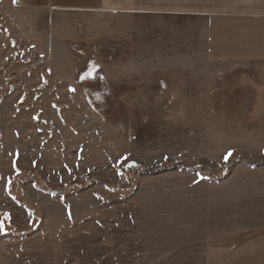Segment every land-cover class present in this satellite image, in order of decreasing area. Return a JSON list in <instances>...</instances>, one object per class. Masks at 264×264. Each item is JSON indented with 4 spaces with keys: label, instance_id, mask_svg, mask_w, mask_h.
Masks as SVG:
<instances>
[{
    "label": "rangeland",
    "instance_id": "obj_1",
    "mask_svg": "<svg viewBox=\"0 0 264 264\" xmlns=\"http://www.w3.org/2000/svg\"><path fill=\"white\" fill-rule=\"evenodd\" d=\"M20 1L0 0V264H264V42L217 19L211 43L195 13L238 6Z\"/></svg>",
    "mask_w": 264,
    "mask_h": 264
},
{
    "label": "crops",
    "instance_id": "obj_2",
    "mask_svg": "<svg viewBox=\"0 0 264 264\" xmlns=\"http://www.w3.org/2000/svg\"><path fill=\"white\" fill-rule=\"evenodd\" d=\"M23 1V0H21ZM20 1V2H21ZM71 2V7L68 6V9H73L75 11H96V10H106L107 7H110L111 10L114 11H133V12H143L146 8H143L137 5L136 0H126L120 1L117 5L114 4L112 0H69ZM25 3L32 4L33 1L29 2L27 0L24 1ZM230 4L233 6H238V10L228 11L227 9L222 8H215V7H208L207 9L203 8L200 10H196V14L205 15L210 27V35H211V43L212 41V28L214 27V23L217 19L219 22H225L224 20L233 19L236 22L239 21L240 23H244L243 25L246 27H250L249 22H257V21H264V0H232L229 1ZM228 3V4H229ZM35 4L37 6L42 5L41 2L36 1ZM57 6H67L62 4H51L50 9H62V7ZM148 9V8H147ZM226 23V22H225ZM243 25L241 26L244 31L248 32L247 37L250 38L251 42L260 43L261 41L264 42V32L255 29V24L251 25V28H244ZM210 43V44H211ZM255 44L253 47L251 46V51H260L262 45ZM260 48V49H259ZM260 54V52H257ZM264 53V52H263Z\"/></svg>",
    "mask_w": 264,
    "mask_h": 264
},
{
    "label": "trees",
    "instance_id": "obj_3",
    "mask_svg": "<svg viewBox=\"0 0 264 264\" xmlns=\"http://www.w3.org/2000/svg\"><path fill=\"white\" fill-rule=\"evenodd\" d=\"M229 160H231V159H229ZM229 160L227 161V163L229 162ZM134 165L137 166V164H136L132 159H130V160H128V161L126 162L124 168L126 169V168L132 167V166H134ZM198 167H199L198 165L194 164V165H192L191 168L194 169V170H196ZM108 186H111V185H108Z\"/></svg>",
    "mask_w": 264,
    "mask_h": 264
},
{
    "label": "snow or ice",
    "instance_id": "obj_4",
    "mask_svg": "<svg viewBox=\"0 0 264 264\" xmlns=\"http://www.w3.org/2000/svg\"><path fill=\"white\" fill-rule=\"evenodd\" d=\"M95 67V65H93V68ZM93 75V72L92 71H88V72H86L85 73V76L86 77H90V76H92ZM126 159V158H125ZM9 183H10V181H9Z\"/></svg>",
    "mask_w": 264,
    "mask_h": 264
}]
</instances>
